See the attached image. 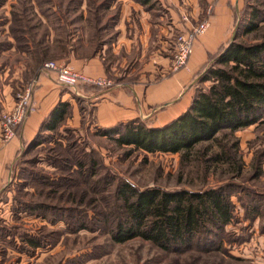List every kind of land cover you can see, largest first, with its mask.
I'll use <instances>...</instances> for the list:
<instances>
[{
	"label": "rangeland",
	"instance_id": "obj_1",
	"mask_svg": "<svg viewBox=\"0 0 264 264\" xmlns=\"http://www.w3.org/2000/svg\"><path fill=\"white\" fill-rule=\"evenodd\" d=\"M195 1L190 0L188 13ZM234 2L232 34L217 52L209 54L207 62L233 41L251 7L264 12V0ZM198 3L204 12L196 18L185 17L184 21L191 23L189 28L212 15L213 5L205 6L204 0ZM122 6L117 0H0V123L2 115L13 107L4 106L3 88L12 93L16 103L18 94L33 83L34 96L39 75L54 73L44 64L56 61L69 65L65 59L69 51L79 55L85 42L88 45L82 48L93 52L102 39L110 38V28L102 29L116 22ZM151 6L164 12L159 0L152 1ZM189 28L175 36L174 51L177 36ZM263 39L261 23L259 32L239 34L237 41ZM200 73L191 84L193 90L198 87ZM63 86L62 91L71 94L67 118L56 132H45L47 137L37 147L29 148L31 141L23 144L0 190V264H264V122L233 133L221 132L220 140L213 143V152L231 146L237 151L242 172L236 175L230 164L208 166L198 153L183 163L180 153H149L134 145H119L100 134L104 128L95 120L93 103L84 97L83 91L90 90L91 94L98 90ZM10 141L1 133L2 143ZM208 144L205 141L198 147ZM69 159L83 161L89 171L70 165ZM121 181L139 189L171 191L221 185L234 188L235 216L226 226L223 249L207 254L194 250L175 253L142 238L115 242L109 234L114 224L105 223L100 215L112 213V219L119 216L117 205L121 201L115 189ZM25 205H41L45 211H25ZM84 217L90 222L87 229H80ZM30 238L41 240V246H31Z\"/></svg>",
	"mask_w": 264,
	"mask_h": 264
},
{
	"label": "trees",
	"instance_id": "obj_2",
	"mask_svg": "<svg viewBox=\"0 0 264 264\" xmlns=\"http://www.w3.org/2000/svg\"><path fill=\"white\" fill-rule=\"evenodd\" d=\"M251 8L238 25L235 40L210 56L186 111L164 126H150L135 119L104 128L100 134L121 146L134 145L149 153H180L183 163L192 161V155L198 153L208 166L224 162L230 164L236 175L240 174L242 163L237 151L231 146L229 150L225 147L213 152V143L220 140L221 132L233 133L264 122V39L253 43L237 41L239 34L259 32L264 23V12ZM207 82L210 84L205 85ZM70 108L69 101H59L42 122L29 148L42 144V138L47 137L45 132H56ZM205 141L211 144L200 149L198 145ZM68 162L89 171L83 161L69 159ZM92 163L97 165L95 160ZM115 192L121 201L117 205L119 216L112 219V213L102 212L100 218L114 224L109 234L118 243L142 238L167 252H218L223 249L226 226L235 216L234 188L228 185L171 191L160 187L139 189L129 181H121ZM40 206L22 208L44 212ZM82 220L78 228L87 229L89 218ZM28 241L33 247L41 246L39 239Z\"/></svg>",
	"mask_w": 264,
	"mask_h": 264
},
{
	"label": "crops",
	"instance_id": "obj_3",
	"mask_svg": "<svg viewBox=\"0 0 264 264\" xmlns=\"http://www.w3.org/2000/svg\"><path fill=\"white\" fill-rule=\"evenodd\" d=\"M152 1L156 0L144 3L117 0L123 5L120 15H116V22L102 29L110 28V38L102 39L93 52L87 53L81 45L79 55L69 51L65 58L69 65L87 75L110 77L118 83L112 89L86 92L84 96L93 103V115L100 127L135 119L159 127L177 118L189 108L197 90H193L191 84L204 69L209 54L217 52L232 34L234 0H204L205 6L213 5L209 17L211 26L195 42L187 67L175 71L172 69L173 40L180 30L189 28L191 23L184 21L185 17H199L204 10L200 11L198 0L190 13L187 12L190 0H159L164 11L161 12L151 6ZM84 44L86 48L88 43ZM62 88L54 73L43 72L34 91L35 110L23 123L17 137L2 143L0 123V190L11 175L23 144L34 139L59 101H68L70 93L63 92ZM2 91L3 104L9 109L14 106V97L6 88Z\"/></svg>",
	"mask_w": 264,
	"mask_h": 264
},
{
	"label": "built area",
	"instance_id": "obj_4",
	"mask_svg": "<svg viewBox=\"0 0 264 264\" xmlns=\"http://www.w3.org/2000/svg\"><path fill=\"white\" fill-rule=\"evenodd\" d=\"M210 10L211 8H209L208 11ZM210 26L211 22L209 18H205L177 36L172 62L173 70L177 71L188 65L189 58L194 51L195 42L200 36L204 35L209 30ZM44 67L47 70L53 71L56 74L58 83L65 86H89L95 87V89L100 91L104 89H112L118 85V83L108 77H93L70 65H64L56 61L46 62ZM33 87L34 85L32 83L31 86H28L20 92L18 94V100L12 109L2 115V137L5 141H10L16 137L20 126L35 110ZM86 92L87 91H83L84 94H86Z\"/></svg>",
	"mask_w": 264,
	"mask_h": 264
},
{
	"label": "water",
	"instance_id": "obj_5",
	"mask_svg": "<svg viewBox=\"0 0 264 264\" xmlns=\"http://www.w3.org/2000/svg\"><path fill=\"white\" fill-rule=\"evenodd\" d=\"M235 39V33H234V36H233V40Z\"/></svg>",
	"mask_w": 264,
	"mask_h": 264
}]
</instances>
